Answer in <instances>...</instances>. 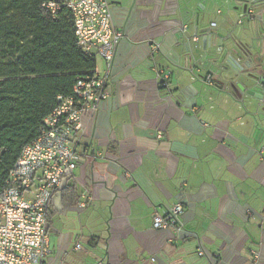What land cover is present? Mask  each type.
I'll use <instances>...</instances> for the list:
<instances>
[{
	"label": "crops",
	"instance_id": "1",
	"mask_svg": "<svg viewBox=\"0 0 264 264\" xmlns=\"http://www.w3.org/2000/svg\"><path fill=\"white\" fill-rule=\"evenodd\" d=\"M110 7L124 37L95 71L110 97L74 133L83 160L54 196L46 264H264V96L247 92L264 85L234 79L226 94L218 62L228 54L195 50L189 38L196 16L215 34L253 30L252 63L240 62L259 74L264 29L225 0ZM178 202L182 228H155L154 215Z\"/></svg>",
	"mask_w": 264,
	"mask_h": 264
},
{
	"label": "built area",
	"instance_id": "2",
	"mask_svg": "<svg viewBox=\"0 0 264 264\" xmlns=\"http://www.w3.org/2000/svg\"><path fill=\"white\" fill-rule=\"evenodd\" d=\"M62 4L72 10L78 39L85 50L110 65L124 37V32L113 25L110 0H64ZM47 6L55 13L61 4L51 0ZM245 17L250 18L251 13ZM238 23H243V17ZM158 76L166 84L169 76L162 70ZM205 82L216 84L212 74L205 76ZM107 87L106 76L94 73L79 77L73 95H59L60 103L45 118L41 135L23 148L0 197V264H46L52 252L49 207L64 178L83 160L74 145V133L82 128L83 115L97 111L110 97ZM183 211L182 202H178L165 214L156 213L153 226L181 229Z\"/></svg>",
	"mask_w": 264,
	"mask_h": 264
},
{
	"label": "trees",
	"instance_id": "3",
	"mask_svg": "<svg viewBox=\"0 0 264 264\" xmlns=\"http://www.w3.org/2000/svg\"><path fill=\"white\" fill-rule=\"evenodd\" d=\"M50 1L0 0V197L59 95H73L78 78L96 71V54L78 39L72 10L53 0L61 4L53 13Z\"/></svg>",
	"mask_w": 264,
	"mask_h": 264
},
{
	"label": "water",
	"instance_id": "4",
	"mask_svg": "<svg viewBox=\"0 0 264 264\" xmlns=\"http://www.w3.org/2000/svg\"><path fill=\"white\" fill-rule=\"evenodd\" d=\"M225 2L230 6V8L237 10L241 9L244 12V16L248 13H251L249 18L251 21L257 20L259 26L264 29V0H225ZM200 17L196 16L197 26L193 34L189 35V38L198 37L195 40V50L202 48L203 50H212L214 52H223L228 54V64H222L218 62L221 74H224L225 77L231 78L228 80V83L223 92L230 94L228 90V84L232 85L234 79L240 81L243 78H250L256 82V86H259L261 82H264V70L259 74L249 71V66L245 67L240 60L244 57L247 58V61L251 64V57L254 54L252 41L255 39L253 36L250 40H245L240 37L235 36L234 34L230 36H224L222 34H215L212 28H198ZM202 42V46L199 47L198 42ZM234 43V46L229 44ZM255 46V45H254ZM193 50V49H192ZM235 80V81H236ZM246 89V88H245ZM248 94H251L257 98H263L264 94L257 92L254 89L247 90Z\"/></svg>",
	"mask_w": 264,
	"mask_h": 264
},
{
	"label": "rangeland",
	"instance_id": "5",
	"mask_svg": "<svg viewBox=\"0 0 264 264\" xmlns=\"http://www.w3.org/2000/svg\"><path fill=\"white\" fill-rule=\"evenodd\" d=\"M252 33H253V30H249L247 33L243 34V37L246 40H250L251 41V38L253 37ZM96 58H97V64H98L99 71H102L103 68H104L103 59L99 55H96Z\"/></svg>",
	"mask_w": 264,
	"mask_h": 264
}]
</instances>
